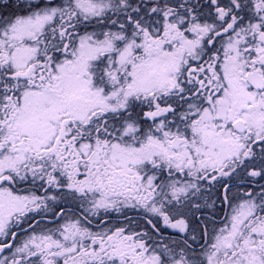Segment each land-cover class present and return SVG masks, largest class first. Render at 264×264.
<instances>
[{
  "label": "snow or ice",
  "instance_id": "obj_1",
  "mask_svg": "<svg viewBox=\"0 0 264 264\" xmlns=\"http://www.w3.org/2000/svg\"><path fill=\"white\" fill-rule=\"evenodd\" d=\"M0 264H264V0H0Z\"/></svg>",
  "mask_w": 264,
  "mask_h": 264
}]
</instances>
